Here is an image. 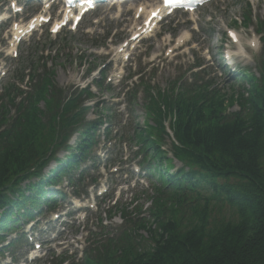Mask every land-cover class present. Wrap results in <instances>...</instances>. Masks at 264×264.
Segmentation results:
<instances>
[{
    "label": "trees",
    "instance_id": "16d2710c",
    "mask_svg": "<svg viewBox=\"0 0 264 264\" xmlns=\"http://www.w3.org/2000/svg\"><path fill=\"white\" fill-rule=\"evenodd\" d=\"M244 19L252 23L251 16ZM255 26L261 60L258 75L242 77L243 92L228 95L197 79L167 90L145 86V125L130 120L131 128L122 125L113 137L135 148L136 163L155 180V194L147 211L138 204L132 210L108 207L106 218L120 213L122 223L105 233L108 226L100 219L104 233L81 264H264V17ZM30 76V89L11 84L0 106V241L19 216L55 207L63 193L51 186L64 175L76 195V187L86 189V173L99 160L94 147L101 132L107 142L113 139L111 113L87 120L90 88L66 91L48 69ZM234 104L238 109L229 110ZM62 151L67 154L61 158ZM52 161L56 165L45 172ZM88 161L91 166L82 169ZM141 231L148 235L143 247Z\"/></svg>",
    "mask_w": 264,
    "mask_h": 264
},
{
    "label": "rangeland",
    "instance_id": "374dc122",
    "mask_svg": "<svg viewBox=\"0 0 264 264\" xmlns=\"http://www.w3.org/2000/svg\"><path fill=\"white\" fill-rule=\"evenodd\" d=\"M12 3L16 1L0 0V13L12 15L17 8L16 5L13 9ZM18 5L25 6L22 20L28 19L41 8H36L39 5L37 2L28 0H18ZM134 7L131 0L127 5L120 4L112 9L100 6L94 15H86L74 30L68 27L58 34L51 32L46 26L43 33L40 30L29 39L26 36L20 41L17 55L14 52L16 46L9 44L11 35L8 30L11 28V21L1 25L0 106L7 102L6 98L1 99L5 87L14 84L21 89H29L33 82L30 83V77L29 83L25 84L27 76L40 73L46 67L53 69L57 84L70 92L88 83L93 84L94 80L103 82L101 87L92 86L95 98L89 103L91 109L88 119L108 116L103 109L110 108L115 117L113 125L125 121L129 123V120L134 119L142 126L148 119L143 94L145 85L167 90L170 86L180 85V80L191 82L196 78L212 84L222 93L232 95L245 90L247 83L241 80L244 71L257 73L262 43L255 34V25L250 24L248 28H244L240 22L247 14L252 16L254 23L257 18H262L264 0H211L198 8L192 16L178 12L168 16L154 31L144 36L146 39L141 42H138V38H133V32L139 28L141 21L135 9L121 15L124 8ZM235 21L240 25L233 26ZM232 28L237 33L236 41L229 40L228 30ZM180 36H186L187 42L178 51L171 52L170 47L182 44ZM239 45L245 48V52L234 58V64L227 65L222 56H218V52L221 53L228 46L238 50L241 47ZM176 53L179 56H174ZM19 100L18 97L16 101ZM44 106L45 103H40L41 108ZM9 107L10 114L13 115L15 107ZM237 108V104H234L230 110ZM77 139L78 132L73 135L71 143L74 144ZM121 147L115 148L109 143H102L98 147L97 153L100 154L101 161L94 170H90V174L98 179L99 188L90 187L88 198L71 197L67 178L63 177L59 188L66 192L67 198L59 204L56 212L59 217L56 213L46 211L30 225L23 224V227L29 229L28 233L31 225V229L35 230L31 238L25 235L24 229H18V237L22 243L11 248L12 253L19 257L18 262L58 264L62 257L68 258L69 262H84L89 250L95 247L93 233L101 232L98 218L107 205L103 204L98 208L96 194L103 191H106V196L113 195L120 204L128 205L129 210L136 203L143 204L144 209L149 206L150 197L155 194L151 180L140 176L137 166L127 162L126 158L132 156V150L125 145ZM64 155V152L59 154L60 157ZM108 156L117 160L124 159L126 162H119L115 168L108 170L105 167ZM174 164L176 168L181 166L177 161ZM55 165L54 161L51 162L47 171ZM127 169L133 170V173L129 174ZM101 216L104 217L105 214ZM119 224L117 215L107 231L116 232ZM142 234L144 238L140 247L145 246L148 240L146 231H142ZM6 236L11 240L16 234L6 233ZM36 255H40L41 259H32ZM7 256L6 253L3 258ZM10 259L8 256L7 260H2L0 256V264H7Z\"/></svg>",
    "mask_w": 264,
    "mask_h": 264
},
{
    "label": "bare ground",
    "instance_id": "6f19581e",
    "mask_svg": "<svg viewBox=\"0 0 264 264\" xmlns=\"http://www.w3.org/2000/svg\"><path fill=\"white\" fill-rule=\"evenodd\" d=\"M132 1H136V2H140L141 3V0H132ZM137 7H138L137 8L138 13H141V15L144 17V19L146 21L145 25H147L148 23H150L151 16L153 15L154 12H159V10H158V7L159 6L158 5L156 6L154 4H149L148 1L147 2H142ZM127 10H129V9H127ZM35 21H36V19H34L31 22V24L33 25V23ZM145 25L143 27H145ZM28 26H30V25H20V24H16L15 27H14V29H13V34H14L15 38L17 39L23 32L27 31L29 29ZM138 31H139V29L138 30H135L134 31V34L136 32H138ZM185 40H186V36H182L181 37V41L184 42Z\"/></svg>",
    "mask_w": 264,
    "mask_h": 264
},
{
    "label": "snow or ice",
    "instance_id": "6c2138e0",
    "mask_svg": "<svg viewBox=\"0 0 264 264\" xmlns=\"http://www.w3.org/2000/svg\"><path fill=\"white\" fill-rule=\"evenodd\" d=\"M169 2H171V0H165V3H169ZM154 15H155V13H154Z\"/></svg>",
    "mask_w": 264,
    "mask_h": 264
}]
</instances>
